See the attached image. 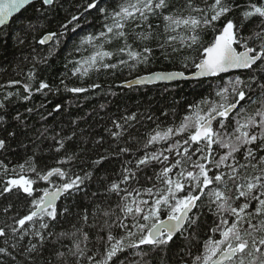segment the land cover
Instances as JSON below:
<instances>
[{"label": "snow or ice", "instance_id": "obj_1", "mask_svg": "<svg viewBox=\"0 0 264 264\" xmlns=\"http://www.w3.org/2000/svg\"><path fill=\"white\" fill-rule=\"evenodd\" d=\"M57 2L41 0L47 8ZM33 4L34 0H0V28L7 26L14 12ZM236 8H243L241 23L237 25L228 19L217 28V22ZM91 9L100 13L105 21L111 20V23L106 22L98 35H88L81 41L80 46L89 45L97 50L86 59L77 61L80 67L73 74L81 72L86 75L92 69H114L118 64L104 63V59L120 54H126L135 64H129L121 58L119 65L134 68L137 64L147 63L152 49L145 45L143 52L134 50L126 28L130 23H134L137 28L148 24L149 30L136 33V39L150 40L152 32L148 21L150 17L159 15L164 21L166 37L160 45L161 49L167 55L171 54L167 53L168 48H171L172 53H178L183 48L194 51L196 55L191 57V62L196 69V77H219L223 80L222 74L237 69L247 70L250 75L246 79L235 76L224 81L215 91V99H204L193 105L190 113L183 116L179 124L153 130L146 140L145 148L156 144L167 146L145 153L137 160L135 169L125 168L119 182H112L107 188L109 193L119 197L116 205L119 214L116 215V221L110 223L109 218L116 213V209L102 211L105 219L100 230L107 229V234L106 239L98 237L104 243L100 258L88 254L89 237L81 227L75 233L57 235V239L77 234L81 237L73 241V247L67 252L57 250V264H124L120 254L129 249H141L145 245L151 246L153 251L165 249L177 233L183 235L188 229L199 227V215L193 210L204 205L202 197H206V206L218 222H214L212 235L203 242L202 252L190 264H264V0L259 3L249 0L243 6L236 4L235 0H201L200 3L186 0L179 10L170 0H122L111 11L101 6V0H89L84 11ZM254 17L259 18L258 30L248 37L243 36L241 31L244 24ZM79 23L80 16L72 15L61 28L67 30L69 24L78 27ZM28 28L35 30L36 25L29 24ZM209 31L213 33L212 39L205 41L203 34ZM59 35H63V32H49L35 38V42L45 45ZM113 40L122 41V45L115 51L103 50L104 44H110ZM23 42L20 39V43ZM183 76V72H174L160 74L156 79ZM33 78L30 73L29 79ZM126 86L131 87L132 81H128ZM254 86L260 92L255 98L250 95ZM94 87L99 88L100 85ZM48 88L47 83L41 82L37 90ZM66 90L81 93L87 89ZM25 92H29L27 85ZM3 106L0 104V107ZM123 119L125 124H130L137 120V116L131 114ZM113 124L120 131L110 130L111 135L118 138L123 134L124 125L116 121ZM58 144L60 147L57 151L64 147L63 140L58 141ZM6 146V141L0 139V150H5ZM120 151L128 152L129 149L122 148ZM73 159L74 156H68L59 163H69ZM93 163L99 165L101 160ZM153 163H159L161 169L154 172V180L148 178L152 180V185L133 187L129 182L139 183L137 171ZM26 164L37 179L23 175ZM26 164L19 165L20 173L16 174V178L7 179L0 187V197L8 200L15 196L27 200L31 210L19 219L13 216L12 224L0 227V238H4L7 244L10 234L17 241H24L29 235L34 237L37 242L29 240L28 246L20 253L28 262L35 261L37 257L43 259L45 232L50 228L48 221L57 220L56 201L61 196L67 197L78 192L84 181L91 178V174L72 178L59 167L46 172L38 170L32 158ZM0 168L7 173L8 169L3 164H0ZM12 171L15 173V169ZM54 176L63 180V183H53L51 188L35 187L37 180L52 183L51 178ZM11 207L9 204L3 211L8 213ZM165 214L167 219H161ZM129 217L131 222L126 223ZM82 219L87 224L88 216ZM36 221H39V229L44 231L26 228V225H34ZM113 227L124 229V234L113 235ZM191 235L195 237V232ZM16 248L17 243L0 247V255L11 256L15 262L16 255L13 253ZM135 255L140 256L135 264H148L144 260L147 253L138 251ZM68 257H72V260L69 261ZM45 264H51V261H45Z\"/></svg>", "mask_w": 264, "mask_h": 264}, {"label": "trees", "instance_id": "obj_2", "mask_svg": "<svg viewBox=\"0 0 264 264\" xmlns=\"http://www.w3.org/2000/svg\"><path fill=\"white\" fill-rule=\"evenodd\" d=\"M88 2L89 0H58L51 8H47L40 1L28 6L9 26L0 30V104L4 105L0 107V139H4L7 145L5 150H0V164L8 169L7 173H4V169L0 168V187L7 179L16 178V174L20 173L18 166L26 164L29 158H32L38 170L42 172L59 167L72 178L75 175L83 177L86 173L91 174V178L84 181L78 192L64 196L59 201L57 220L48 221L50 228L45 232L43 259L37 257L35 261L25 262V256L20 254L21 250L28 246L29 240H37L29 235L24 241H17L10 234L7 244L4 243V238H0V247L17 243L13 253L16 255V261L13 262L11 256L0 255V264H45V261L57 264V250L67 252L73 247L74 240L81 239L79 234L60 239H57V235L75 233L77 228L81 227L89 237L88 254L100 258L104 243L98 237L106 239L107 234V229L100 230L105 219L102 211L116 209L119 202V197L107 191L108 186L112 182H119L125 168L135 169L137 160L145 153H151L155 149L162 150L167 146L156 144L145 148L149 134L158 127L164 129L179 124L183 116L190 113L193 105L204 99H215V91L224 81L235 76L246 79L250 75L249 71H244L223 75V80L214 77L170 85L130 89L121 87L123 82L157 71H182L185 74L196 71L191 62V57L196 55L194 51L183 48L178 53H172L171 48H168L167 53L171 54L167 55L161 49L160 45L166 37L164 21L159 15L150 17L148 21L152 32L150 40L136 39V33L149 30L148 24L137 28L134 23H130L126 28L130 34L129 43L134 50L143 52L145 45L152 49L147 63L137 64L134 68L119 65L121 58L129 64H135L126 54H120L104 59V63L118 64L114 69H92L86 75L81 72L73 74L75 69L80 67L76 62L86 59L97 50L89 45L80 46L81 41L88 35H98L106 22L111 23V20L105 21L95 9L85 12ZM120 2L122 0H101V6L111 11ZM185 2L186 0H170L177 10ZM200 2L201 0H197V3ZM248 2L249 0H235L236 4L242 6ZM252 2L259 3L260 0ZM242 10L243 8H236L217 22L216 27L220 28L228 19L239 25L242 21ZM72 15L80 16L79 26L69 24L67 30L62 29L61 25L67 23ZM29 24L36 25V29L30 30ZM258 24L259 18L254 17L244 24L241 34L250 36L258 30ZM73 27L75 31L72 30ZM49 32H63V35L54 37L49 45L35 42V38ZM212 36L211 31L203 34L205 41L211 40ZM20 39L24 42L20 43ZM121 45L122 41L113 40L110 44L105 43L103 50L115 51ZM30 73L33 74V79H29ZM41 82L47 83L49 88L38 91ZM97 84L100 85L99 88L94 87ZM25 85L29 87V92H25ZM67 88L87 90L74 93L67 91ZM259 94V89L254 86L250 95L255 98ZM131 114H135L137 120L125 124L123 118ZM113 121L124 125L123 134L118 138L111 135V132L120 131L114 127ZM60 140H63L64 147L57 151ZM122 148L129 151L121 152ZM68 156H74V159L69 163H59ZM96 160H101V163L94 164ZM160 169L159 163L150 164L147 168L142 167V170L137 171L139 183H129L136 188L149 187L152 180L148 178L154 180V172H159ZM23 175L37 179L35 174L28 170L27 164ZM51 179L52 183L37 180L35 187L51 188L53 183H63L59 177L54 176ZM205 191L207 192V189ZM202 200L204 205L194 211L199 215V227L188 229L183 235L179 233L165 249L153 251L151 246L145 245L141 246V249H129L121 253L120 259L124 264H135L140 260V256L135 253L143 251L147 253L144 260L148 264H190L195 256L202 252L203 242L212 235L214 222H218L217 217L206 206V197H202ZM9 204L12 207L5 213L3 209ZM30 210L31 205L27 200L17 199L15 196L8 200L0 197V227L12 224L13 216L19 219ZM117 214L118 209L109 218L110 223L116 221ZM85 215L88 216L87 224L82 219ZM161 219H167V215H162ZM125 222L130 223L131 218ZM26 228L44 231L39 229V221L34 225H26ZM111 231L116 236L125 232L120 227H113ZM193 232L195 237L191 235ZM216 235L218 236V233ZM68 259L71 261L72 257Z\"/></svg>", "mask_w": 264, "mask_h": 264}, {"label": "water", "instance_id": "obj_3", "mask_svg": "<svg viewBox=\"0 0 264 264\" xmlns=\"http://www.w3.org/2000/svg\"><path fill=\"white\" fill-rule=\"evenodd\" d=\"M41 0H34V3H37V2H40ZM25 9H22L18 12H14L12 17L9 19V21L7 22V26H9L12 22V20L17 17L19 14H21ZM4 28V27H3ZM3 28H0L3 29ZM54 39V38H53ZM52 42L49 41L47 44L45 45H49L50 43ZM244 71H247V70H232L230 71L229 73L227 74H222L223 75H229V74H232V73H239V72H244ZM174 72H182V71H157V72H153V73H150V74H147V75H143V76H139L137 78H134V79H131L129 81H132V86L131 87H127L126 84L128 81L126 82H123L121 87H124V88H134V87H144V86H155V85H170V84H173V83H177V82H182V81H201V80H207V79H210V78H207V77H196L195 76V72L191 73V74H185L184 72V76L183 77H177L175 79H168V80H164V79H156V77L160 74H168V73H174ZM143 81V82H138V81ZM63 196H61L57 201H56V208L59 204V201L61 200ZM195 211V209L193 210ZM166 220V219H164ZM179 233L176 234V236L178 235Z\"/></svg>", "mask_w": 264, "mask_h": 264}, {"label": "bare ground", "instance_id": "obj_4", "mask_svg": "<svg viewBox=\"0 0 264 264\" xmlns=\"http://www.w3.org/2000/svg\"><path fill=\"white\" fill-rule=\"evenodd\" d=\"M64 197V196H63ZM63 197L61 198V200L63 199Z\"/></svg>", "mask_w": 264, "mask_h": 264}]
</instances>
